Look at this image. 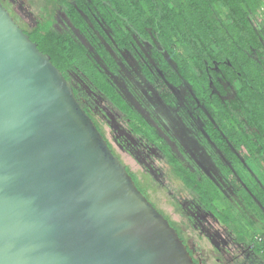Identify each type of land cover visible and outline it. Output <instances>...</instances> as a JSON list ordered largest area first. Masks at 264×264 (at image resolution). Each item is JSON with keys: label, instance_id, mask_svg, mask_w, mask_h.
Here are the masks:
<instances>
[{"label": "water", "instance_id": "water-1", "mask_svg": "<svg viewBox=\"0 0 264 264\" xmlns=\"http://www.w3.org/2000/svg\"><path fill=\"white\" fill-rule=\"evenodd\" d=\"M0 264H196L1 2Z\"/></svg>", "mask_w": 264, "mask_h": 264}, {"label": "trees", "instance_id": "trees-1", "mask_svg": "<svg viewBox=\"0 0 264 264\" xmlns=\"http://www.w3.org/2000/svg\"><path fill=\"white\" fill-rule=\"evenodd\" d=\"M28 1L38 14L32 28L23 30L51 56L66 78L70 79L71 71L86 74L114 102L129 108L87 45L54 26L57 7L68 0ZM74 2L66 9L68 17L112 69L114 59L103 41L134 52L136 39L163 47L167 55L156 49L152 52L160 70L175 86L189 84L195 98L209 111L204 127L207 136L232 158L237 177L250 190L249 200L255 197L264 202L255 188L260 182L246 165L264 169V23L256 25L253 21L264 8V0ZM144 69L151 73L149 67ZM232 86L234 94L227 98ZM179 175L209 207L220 199L219 192L185 169ZM220 212L216 211L217 215L234 226L241 239L258 242L259 232L253 222L248 225L229 212Z\"/></svg>", "mask_w": 264, "mask_h": 264}, {"label": "flooded vegetation", "instance_id": "flooded-vegetation-1", "mask_svg": "<svg viewBox=\"0 0 264 264\" xmlns=\"http://www.w3.org/2000/svg\"><path fill=\"white\" fill-rule=\"evenodd\" d=\"M0 2L20 25L11 10V6L13 5L15 7V4L11 0H0ZM19 3L20 5L18 7L20 9L21 7H25L21 1ZM72 4H75L74 0H68L57 7L54 26L61 32H71L80 40L79 35L75 33H78L79 30L73 25L66 12L67 7L69 8ZM25 9L28 10V7H25ZM20 27L23 29L21 25ZM145 41L150 43L147 40L136 39L138 45L136 52L130 49H121L118 46L113 48L103 41L114 59V66H112V69L103 59L102 62L107 69H104L103 64L99 61L100 65L116 87V90L121 94L125 103L128 104L129 108L126 109L121 104L114 102L105 91L94 85L93 81L89 79L86 74L83 75L76 71H71L69 80L73 84L78 100L107 139L112 151L121 161L124 163L116 146L134 158L140 165L138 171H133L124 163L138 188L153 205L164 214L170 223H173L172 226L177 229L179 235L184 240L185 244H187L196 264H201V260L189 244L182 228L159 207L157 201L152 196V194L160 195L162 193V191L157 188L159 186H162V189L166 190V192L170 189L169 186L166 185L165 180L163 181V177L166 174L174 179L178 191L185 189L190 195L185 201H182L181 196L175 197L171 195L172 199L168 201L173 205L176 212L190 222L199 237L200 244L203 240L204 243L201 245H205L204 248L202 247L204 251L200 249L199 254L203 256L205 254L204 260L207 261L211 256L218 264H264V202H261L253 196L254 200H249L251 194L250 190L248 186L237 177V172L232 164V158L224 153L215 142L209 139L205 129L203 131L197 125V118H202L204 121V128L207 116H210L205 105L200 103L199 100L195 98L194 94L187 102L183 101L178 107H181L179 111L180 114H185L184 122L189 127L193 128L192 130H194V133L192 134L194 137L205 147L206 151L211 155L209 157L213 158L216 170L207 169L205 164L201 163L194 155L193 150H191L192 148L190 149L187 144H184L172 128L165 126L163 116H161V118L154 111L153 107H150V105L148 107L136 90H130L132 97L137 101L132 103L117 85L114 77L122 78L123 76L120 59L126 63L123 58V53L129 52L139 62L141 72L150 83L156 84L159 81L157 85L159 84L161 97L164 101L169 105L177 106V99L173 90L169 87L170 82L166 78L167 73H164V78L159 76V74L163 72L158 69V61L152 56L156 60V64H152L140 45V43H145ZM150 44L151 53L156 49L164 54L165 50L162 46ZM87 47L95 57L94 53H97L95 48L92 46L93 50H91L88 45ZM136 53H138V55ZM145 66L150 68L151 73L148 74L145 71ZM181 85L176 87H180ZM191 104L193 106H191ZM189 106L194 109L193 112L188 113ZM172 142L176 144L178 148L177 151L174 150ZM215 148H218L224 154L227 162L220 156L216 157L213 153ZM241 159L246 164L243 156H241ZM183 169L194 175L199 181L213 188L215 192H219L217 195L220 199H216L213 202L215 203L214 207H209L207 203L204 202L201 194L185 184L184 180L179 175L180 171ZM247 171L259 181L249 167ZM262 172L264 173V169H262ZM235 179L241 184H237ZM259 185L258 187L255 186V188L264 198V192L260 190V188L264 190V185L261 183ZM228 186L233 187V190H235L237 196L241 198V201L227 196L226 189ZM210 187H208V189H210ZM172 193L174 194L176 192L173 191ZM216 211H221L223 213L229 212L248 225L253 222V226L259 232L260 239L258 242L249 243L241 239L240 233L235 230V227L224 222L221 217L217 215Z\"/></svg>", "mask_w": 264, "mask_h": 264}, {"label": "rangeland", "instance_id": "rangeland-1", "mask_svg": "<svg viewBox=\"0 0 264 264\" xmlns=\"http://www.w3.org/2000/svg\"><path fill=\"white\" fill-rule=\"evenodd\" d=\"M11 1L15 4V7L13 5L11 6V10L16 16V19L18 20L20 25L25 29L28 30L31 29L35 20V16H37L38 14L37 9L31 6V3L28 0H19V1L11 0ZM20 1L25 5V7H28V10H26L25 7L24 8L21 7V9L18 7L20 5L19 3ZM253 21L255 22L256 25H262L264 23V9H262L260 13L256 14L253 17ZM75 33L79 35V38L82 42L87 44L90 47V49L93 50V47L90 45V42L81 32L79 33L78 31V33L77 32ZM140 45L142 46L143 50L146 52L152 64H156V60L152 57L151 44L145 41V43L142 42L140 43ZM164 53L165 55H167L166 52ZM94 55L97 58V60L103 64L104 69H107L105 64L102 62L100 56L97 53H94ZM123 58L126 61V63H124L123 60L120 59L123 76L122 78L114 77V79L117 85L124 92V95L129 99L130 102L135 103L137 101H135V99L132 97L130 90L131 89L136 90L140 94L139 95L141 96L140 98H142L143 102H145L148 107L150 105V107H153L154 111L160 117L163 116V122L165 126L168 128H172V130H174L178 134L181 141L184 144H187V146L190 149L192 148L191 150H193V153L197 157V159L201 163H204L207 169L216 170V166L213 163L214 162L213 158L209 157L211 155L206 151L205 147L198 142L197 138L194 137V135L192 134L194 133V130H192L193 128L189 127L184 122L185 114L182 113L180 114L179 112L181 107H178V105L182 104L183 101L187 102L190 99V97L194 95V92L189 86V84L184 82L180 87H176L169 83V87L173 90L178 103L177 106L169 105L161 97L160 87L158 86L159 84L157 85L159 81L156 84L150 83L144 77V74L141 72V67L139 62L134 58V56L131 53L124 52ZM158 69H160L159 65H158ZM159 76L161 78H164L165 76L164 72L159 74ZM225 85L226 87L228 86V84ZM233 94H234V87L232 86L231 88H229V93L227 95V98L232 97ZM191 106L193 105L191 104ZM191 106H189L188 108V113L193 112L194 110ZM197 120H198L197 125L199 126L200 129L204 131L203 119L197 118ZM172 146L174 150L177 151L178 148L174 142H172ZM116 149L121 154L124 163L128 165L133 171H138L140 169V165L136 162L134 158L129 156L127 153L122 151L117 146ZM213 153L216 155V157L220 156L222 159L224 158V160L227 162L224 154L218 148H215ZM247 165L251 169V171L256 175V177L259 179L260 183L264 185V173L262 172V169L259 168L257 165H250L248 163ZM164 180L166 185L169 186L170 189H168V192H166V190L162 189L163 188L162 186L157 187L162 191V193L160 195L152 194L153 198L157 201L159 207L182 228L183 233L187 237L189 244L192 246V249L196 252V255L201 260V264H218V262L214 258L212 259L211 256L206 261L204 260L205 254L204 256L199 254L200 249L204 251L203 248L205 247V245L204 246L201 245L204 243L203 240L201 241L200 244L199 237L197 236L190 222L187 219H185L183 216H181L178 212H176L173 205L169 202L170 199H172L171 195H174L175 197L181 196L182 201H185L190 195L185 189L178 191L176 182L168 174H166L163 177V181ZM173 191H175L176 193L173 194L172 193ZM226 194L228 197L236 198L238 201H241V198L237 196V193L235 192V190H233L232 186L230 187L228 186V188L226 189Z\"/></svg>", "mask_w": 264, "mask_h": 264}, {"label": "built area", "instance_id": "built-area-1", "mask_svg": "<svg viewBox=\"0 0 264 264\" xmlns=\"http://www.w3.org/2000/svg\"><path fill=\"white\" fill-rule=\"evenodd\" d=\"M264 9V8H263Z\"/></svg>", "mask_w": 264, "mask_h": 264}]
</instances>
